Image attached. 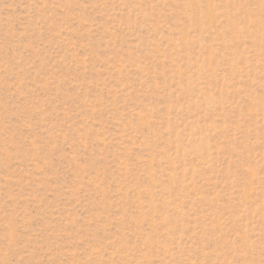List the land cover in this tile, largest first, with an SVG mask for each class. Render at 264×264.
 I'll list each match as a JSON object with an SVG mask.
<instances>
[{
    "label": "rangeland",
    "instance_id": "374dc122",
    "mask_svg": "<svg viewBox=\"0 0 264 264\" xmlns=\"http://www.w3.org/2000/svg\"><path fill=\"white\" fill-rule=\"evenodd\" d=\"M0 264H264V0H0Z\"/></svg>",
    "mask_w": 264,
    "mask_h": 264
}]
</instances>
